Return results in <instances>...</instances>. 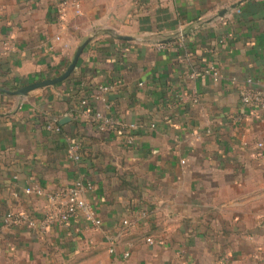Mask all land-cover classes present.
<instances>
[{
    "label": "crops",
    "instance_id": "1",
    "mask_svg": "<svg viewBox=\"0 0 264 264\" xmlns=\"http://www.w3.org/2000/svg\"><path fill=\"white\" fill-rule=\"evenodd\" d=\"M58 1L0 0V264H264V110L241 103L247 79L264 97V0H82L62 23ZM91 37L66 81L14 94ZM97 113L136 124L134 144ZM78 180L100 228H42L48 194Z\"/></svg>",
    "mask_w": 264,
    "mask_h": 264
},
{
    "label": "built area",
    "instance_id": "2",
    "mask_svg": "<svg viewBox=\"0 0 264 264\" xmlns=\"http://www.w3.org/2000/svg\"><path fill=\"white\" fill-rule=\"evenodd\" d=\"M57 12L60 22L65 21V17L68 11L71 9L75 16L81 17L83 15L82 0H59L57 3ZM211 73L215 81H219L221 76L210 68L207 70ZM194 77V76H193ZM110 87L101 86L99 91L105 93L109 91ZM94 98H99L93 95ZM194 101H198L197 97ZM241 103L244 107H250L253 110H264V97L261 91L254 88V81L247 79L245 86L241 91ZM89 100L82 101V107L88 106ZM96 123V127L101 132H112L119 130L124 133L123 138L128 145L134 144L135 135L134 131L137 130V125L133 123H126L114 117H107L101 113H97L93 119ZM153 127V125H152ZM49 131L55 133H61V128L57 122L47 125ZM259 148H263V143L258 144ZM79 147L77 144L69 145V158L78 161L79 160ZM94 190V184L91 182H85L78 180L66 189L58 190L54 193L48 194L49 206L45 212L44 218L41 220L42 228H48L53 225H60L64 228H68L72 221L78 217H82L90 226L98 229L102 225V221L98 216V213L87 200V196ZM28 195L43 196L44 190L41 187H28L25 190ZM142 218L149 220L151 218L150 213H143ZM36 220L30 218L28 215L9 212L5 216V224L8 226H17L20 224H27L28 226H35ZM125 226H129L128 221L124 222ZM152 243V240H148Z\"/></svg>",
    "mask_w": 264,
    "mask_h": 264
},
{
    "label": "water",
    "instance_id": "3",
    "mask_svg": "<svg viewBox=\"0 0 264 264\" xmlns=\"http://www.w3.org/2000/svg\"><path fill=\"white\" fill-rule=\"evenodd\" d=\"M92 39L89 38L82 46H80L77 50V52L75 53L74 58L72 59L71 63L69 64L68 68L66 69V71L56 77V78H52V79H47V80H42L36 83H32L29 84L17 91L14 92V94L19 95V96H26L28 93L35 91V90H39V89H43L46 87H50V86H55L58 84L63 83L64 81H66L74 72V70L76 69V66L79 62V59L85 49V47L88 45V43L90 42V40ZM69 120V118H65L61 123H65Z\"/></svg>",
    "mask_w": 264,
    "mask_h": 264
},
{
    "label": "trees",
    "instance_id": "4",
    "mask_svg": "<svg viewBox=\"0 0 264 264\" xmlns=\"http://www.w3.org/2000/svg\"><path fill=\"white\" fill-rule=\"evenodd\" d=\"M107 102H109L108 100H107ZM59 125V124H58ZM112 133H116L117 135H119L120 137H123V135H124V133L122 132V131H119V130H114V131H112V132H108V133H106V132H100V134H105V135H110V134H112ZM75 144H77L78 145V147H79V152H78V155H79V160H78V162L79 161H81V159H84V158H86V156L89 158V157H91L92 156V151L91 152H87L86 151V144H84V142L83 141H79V142H75ZM89 154V155H88ZM8 214V213H7ZM6 214V215H7ZM5 215V216H6ZM5 216L3 217V222H5Z\"/></svg>",
    "mask_w": 264,
    "mask_h": 264
}]
</instances>
